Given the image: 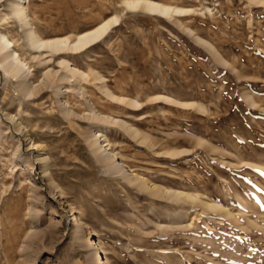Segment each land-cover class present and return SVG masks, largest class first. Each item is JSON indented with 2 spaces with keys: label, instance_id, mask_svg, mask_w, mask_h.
Here are the masks:
<instances>
[{
  "label": "rangeland",
  "instance_id": "1",
  "mask_svg": "<svg viewBox=\"0 0 264 264\" xmlns=\"http://www.w3.org/2000/svg\"><path fill=\"white\" fill-rule=\"evenodd\" d=\"M15 1L0 32L33 90L0 71V264H264V0H27L45 39L120 18L43 57Z\"/></svg>",
  "mask_w": 264,
  "mask_h": 264
},
{
  "label": "bare ground",
  "instance_id": "2",
  "mask_svg": "<svg viewBox=\"0 0 264 264\" xmlns=\"http://www.w3.org/2000/svg\"><path fill=\"white\" fill-rule=\"evenodd\" d=\"M2 1H4V0H0V2H2ZM26 2H27V0H16L12 4V11H14V13L18 17L19 21L24 25V27H28L29 43L32 45V48H34L35 50H38L42 53V55H40L41 57H43V55H44L43 52H45V51H51L54 53L60 52L62 54L63 53L65 54V52H67V53H71L73 55H75L76 53L83 52V51L91 48L92 45H95L101 39H103L105 36H107L108 33L111 31V29L113 27L119 26V23H120L119 16L113 15L111 17H108L107 20H104V21L100 22L99 24H97L95 27L91 28V30L85 31V32L80 33V34H76L73 38L71 37L72 36L71 35L70 37L65 36V37L45 39V38L41 37L38 34V32L36 31L35 27L32 26L30 16H29V12L27 11V8H26ZM124 6H125V8H127V10H130V11H136L137 12L140 9H145L146 11L161 14L162 16H169V15L174 14V13H176V14L177 13H186L187 11H189V10L184 9V8H180L177 6L171 7L169 5H165L161 2H158V1L154 2L151 0H124ZM14 47H15V44H13V42L10 39H8L5 34L0 32V71L3 73V77L5 79L11 78V76L19 79L20 84L23 86L25 85L26 94H27V91H28V93H31L33 89L30 86L29 80L27 77V75L29 73L28 63H25V61H22L20 55L15 51ZM61 65H63L65 72L68 73L69 75L76 74V72H78L76 69L71 67L70 62L67 60H63ZM40 90H42V88ZM35 94H37V93H34V95ZM29 95L27 94L26 96H29ZM112 96H113V98H116L121 102L124 101L123 99L116 97L115 95H112ZM131 103L134 106L138 105V103L135 101H133ZM128 104H129V102H128ZM64 105H63V107H64ZM185 105H187V104H185ZM100 137H102V135L100 133L94 134V141H92V143H93V147H95V152L96 153L99 152L100 155H102L100 157V159L102 158V160L107 164V166L110 169L115 170L117 173L127 175L128 171L126 170V166L117 162L118 159H117V156L115 154L109 153L110 144H108L106 146H102V145L100 146L99 145ZM97 244L98 243H96L95 241H92L91 245L95 246L93 248V250L100 254L101 249H99V246H97ZM104 257L105 258L104 259L102 258V260L100 261V264H110L109 258L107 256H104Z\"/></svg>",
  "mask_w": 264,
  "mask_h": 264
}]
</instances>
